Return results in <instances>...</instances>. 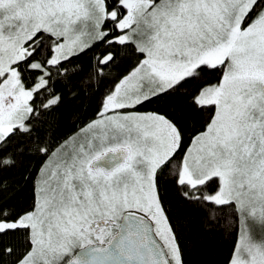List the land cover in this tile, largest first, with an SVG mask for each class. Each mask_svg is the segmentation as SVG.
<instances>
[{
	"label": "snow or ice",
	"instance_id": "obj_1",
	"mask_svg": "<svg viewBox=\"0 0 264 264\" xmlns=\"http://www.w3.org/2000/svg\"><path fill=\"white\" fill-rule=\"evenodd\" d=\"M0 264H264V0H0Z\"/></svg>",
	"mask_w": 264,
	"mask_h": 264
},
{
	"label": "trees",
	"instance_id": "obj_2",
	"mask_svg": "<svg viewBox=\"0 0 264 264\" xmlns=\"http://www.w3.org/2000/svg\"><path fill=\"white\" fill-rule=\"evenodd\" d=\"M221 251H223V249H221Z\"/></svg>",
	"mask_w": 264,
	"mask_h": 264
}]
</instances>
